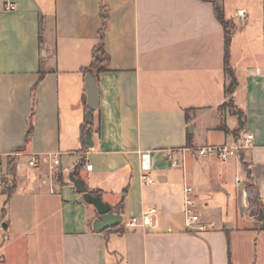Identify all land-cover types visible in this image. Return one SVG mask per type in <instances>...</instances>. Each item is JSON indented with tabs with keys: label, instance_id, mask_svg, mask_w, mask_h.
Wrapping results in <instances>:
<instances>
[{
	"label": "crops",
	"instance_id": "obj_1",
	"mask_svg": "<svg viewBox=\"0 0 264 264\" xmlns=\"http://www.w3.org/2000/svg\"><path fill=\"white\" fill-rule=\"evenodd\" d=\"M234 1L222 2L236 26L231 109L212 0H0V158L6 169L16 159L0 264H264V0ZM102 5L108 70L96 73L89 125L86 74ZM246 133L253 147L227 164L196 153ZM73 173L123 221L157 209V227L95 232L99 214ZM187 187L206 232L186 226Z\"/></svg>",
	"mask_w": 264,
	"mask_h": 264
},
{
	"label": "built area",
	"instance_id": "obj_2",
	"mask_svg": "<svg viewBox=\"0 0 264 264\" xmlns=\"http://www.w3.org/2000/svg\"><path fill=\"white\" fill-rule=\"evenodd\" d=\"M236 17L240 19V21H244L246 19V11H238ZM254 143V135L251 133L244 134L243 140L235 145H222V146H208L203 148L196 149V153L200 157H217L223 164H227L233 159H238L241 153L245 150L251 149ZM55 165L59 164L57 159L54 160ZM30 166L36 165V159L33 158L30 163ZM174 165L177 166V162H174ZM93 165H87V170L91 171ZM141 168L143 171L151 170V155L150 153H145L141 158ZM147 182H151L145 177ZM237 185L241 184V180L239 178L236 179ZM10 184V178L7 173V169L2 165V161L0 158V212L1 207L3 208L6 205V201H1L2 196H7L5 193L6 188ZM194 189L191 187H187L185 189V216H186V226L189 229L195 230L199 233H203L208 231V224L201 219V216L197 209V203L193 199ZM158 210L151 209L145 212L139 218H131L129 220L123 221V227L125 229H135V228H155L158 225L157 221Z\"/></svg>",
	"mask_w": 264,
	"mask_h": 264
},
{
	"label": "trees",
	"instance_id": "obj_3",
	"mask_svg": "<svg viewBox=\"0 0 264 264\" xmlns=\"http://www.w3.org/2000/svg\"><path fill=\"white\" fill-rule=\"evenodd\" d=\"M214 2V8H215V13L217 18L219 19V21L221 22L222 26L224 27L225 30V42H226V74L228 75V77L231 80V84L230 86L227 88L226 93L230 96V101L229 102H233L232 99V95L234 94L235 88L237 86V81L235 78V74L234 71L232 69V67L229 64V58H230V47L232 44V39H233V35L235 33L236 30V26L234 24V22L230 19H227L223 10V6H222V0L219 2L217 0H212ZM102 24H101V28H100V41L99 44L95 47L94 51H93V61H92V65L90 67V69H93L96 73H100V72H105L107 71V63L109 60V56L106 52L105 49V44H104V39H105V33L107 30V22L109 19V13L108 10L106 8L105 5H102ZM40 42L43 43V25L42 22H40ZM45 76L44 73H42L41 77L43 78ZM85 103H86V99H85ZM87 109V107H86ZM243 117L242 114L240 115V120L241 123H243L242 121ZM89 125L86 123L84 125L83 128V137L86 136V132L89 129ZM33 134V127L31 126L28 130V134H27V141L30 140L31 136ZM15 165H16V159H9L8 160V164H7V173L9 175L10 178H13L15 176ZM79 169V168H78ZM79 178V176H78ZM11 184H9V186L6 188L5 193L10 195L12 193V190L10 189ZM92 195L95 197H100V193L98 191H91ZM125 196V194H124ZM123 196V199H124ZM122 202L120 203V205H122ZM116 232L118 233H122L125 231V228L123 227V224H120L114 228Z\"/></svg>",
	"mask_w": 264,
	"mask_h": 264
},
{
	"label": "water",
	"instance_id": "obj_4",
	"mask_svg": "<svg viewBox=\"0 0 264 264\" xmlns=\"http://www.w3.org/2000/svg\"><path fill=\"white\" fill-rule=\"evenodd\" d=\"M86 96L88 107L86 122L91 125L93 123V113L96 112L99 107L97 76L93 69H89L86 74ZM86 137L87 144L89 146H93L92 133L90 129H88ZM70 181L75 186L76 191L83 196L84 201L87 204L94 206L99 214V218L93 224L95 232L99 233L121 224L123 221L121 210L113 213L112 207L105 203L101 197L93 196L91 191L86 187V184L82 180L78 179L75 173L70 175ZM3 228H6V225H3Z\"/></svg>",
	"mask_w": 264,
	"mask_h": 264
},
{
	"label": "rangeland",
	"instance_id": "obj_5",
	"mask_svg": "<svg viewBox=\"0 0 264 264\" xmlns=\"http://www.w3.org/2000/svg\"><path fill=\"white\" fill-rule=\"evenodd\" d=\"M217 1H221V0H217ZM242 1L243 0H236V1H234V2H231V5H233V6H235V5H239V4H241L242 3ZM222 2H223V0H222ZM232 103L231 102H229L228 103V108L230 107L231 109L233 108L232 107V105H231ZM231 121H233V119L231 120ZM222 163V162H221ZM241 178L242 179H244L245 177L243 176V175H241ZM7 198L5 197V196H2V198H1V201H4V200H6ZM1 209H2V207H1ZM3 223H5V216H3V213H1L0 214V235L2 234V232L4 231L3 230Z\"/></svg>",
	"mask_w": 264,
	"mask_h": 264
}]
</instances>
